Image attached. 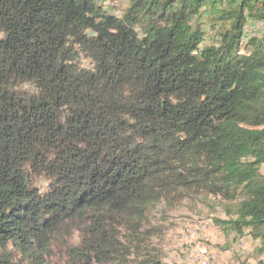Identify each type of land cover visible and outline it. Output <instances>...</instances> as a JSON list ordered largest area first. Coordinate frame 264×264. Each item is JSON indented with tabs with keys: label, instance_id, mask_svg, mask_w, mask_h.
I'll return each instance as SVG.
<instances>
[{
	"label": "trees",
	"instance_id": "trees-1",
	"mask_svg": "<svg viewBox=\"0 0 264 264\" xmlns=\"http://www.w3.org/2000/svg\"><path fill=\"white\" fill-rule=\"evenodd\" d=\"M127 2L0 0V264H166L183 198L264 254V0Z\"/></svg>",
	"mask_w": 264,
	"mask_h": 264
},
{
	"label": "rangeland",
	"instance_id": "rangeland-1",
	"mask_svg": "<svg viewBox=\"0 0 264 264\" xmlns=\"http://www.w3.org/2000/svg\"><path fill=\"white\" fill-rule=\"evenodd\" d=\"M99 2L119 16L128 3L127 0ZM254 23L248 25L246 33L264 35V25ZM244 38L246 43L248 37ZM223 204L220 198H208L205 202L183 198L172 207L165 204L153 216L157 232L149 240L148 251L159 255L166 264H264V254L259 252L260 242L249 232L236 239L234 234H227L215 225V219L228 217ZM14 263L28 264L20 256Z\"/></svg>",
	"mask_w": 264,
	"mask_h": 264
},
{
	"label": "bare ground",
	"instance_id": "bare-ground-1",
	"mask_svg": "<svg viewBox=\"0 0 264 264\" xmlns=\"http://www.w3.org/2000/svg\"><path fill=\"white\" fill-rule=\"evenodd\" d=\"M259 24H262V23H255L254 25H259ZM254 25H253V27H254ZM263 25H264V23H263ZM258 30H259V28H257ZM256 29V30H257ZM256 32V31H255ZM254 34V33H253Z\"/></svg>",
	"mask_w": 264,
	"mask_h": 264
},
{
	"label": "built area",
	"instance_id": "built-area-1",
	"mask_svg": "<svg viewBox=\"0 0 264 264\" xmlns=\"http://www.w3.org/2000/svg\"><path fill=\"white\" fill-rule=\"evenodd\" d=\"M262 28H264V27H262Z\"/></svg>",
	"mask_w": 264,
	"mask_h": 264
}]
</instances>
